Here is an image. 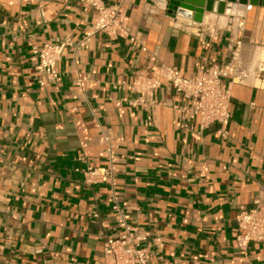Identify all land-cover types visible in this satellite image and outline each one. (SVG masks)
Here are the masks:
<instances>
[{"label": "crops", "instance_id": "0c3cea01", "mask_svg": "<svg viewBox=\"0 0 264 264\" xmlns=\"http://www.w3.org/2000/svg\"><path fill=\"white\" fill-rule=\"evenodd\" d=\"M101 1L122 8L126 35L93 33L86 0H0V264L99 261L104 236L121 234L115 205L151 263L264 264V244L235 240L264 188V6L227 0L194 22L168 0ZM235 38L250 77L232 86L223 143L218 124L180 114L168 83L154 103L127 89L138 72L222 65ZM45 43L66 48L40 88L31 50ZM86 168L110 177L87 184Z\"/></svg>", "mask_w": 264, "mask_h": 264}, {"label": "built area", "instance_id": "2783aa9c", "mask_svg": "<svg viewBox=\"0 0 264 264\" xmlns=\"http://www.w3.org/2000/svg\"><path fill=\"white\" fill-rule=\"evenodd\" d=\"M86 1L96 12L93 33H104L109 38L127 34L126 16L119 5H105L101 0ZM251 8V4H245V11H250ZM242 27L241 18L237 23V30ZM130 42L135 43L137 40L131 38ZM242 46V41L235 38L229 46V59L226 63L200 67L190 75L171 66L160 67L156 76L138 72L127 89L146 97L149 103H154L161 84L168 83L185 100V104L179 109L180 114L195 119L202 127L218 124L217 139L223 143L228 137L232 86L244 84L250 77L242 59ZM65 48L66 43H45L40 47H32L31 61L40 74V88L47 81H54L58 77L56 66L64 55ZM141 50L145 51V48L142 47ZM256 70L259 74L264 72V59ZM106 151H110V146ZM84 177L87 184H95L106 181L110 173L104 169L86 168ZM113 213L121 234L116 238L104 236L102 257L92 264H157L150 262L147 249L143 246L146 238L130 225L128 215L122 213L116 205ZM97 216L96 213L93 214V217ZM236 222L235 240L239 250H246L250 243L264 244V188L256 194L250 208L238 212Z\"/></svg>", "mask_w": 264, "mask_h": 264}, {"label": "water", "instance_id": "95a60500", "mask_svg": "<svg viewBox=\"0 0 264 264\" xmlns=\"http://www.w3.org/2000/svg\"><path fill=\"white\" fill-rule=\"evenodd\" d=\"M255 5L264 6V0H250ZM227 0H168L167 12L173 17L178 10L192 14L194 22H200L204 11L223 14Z\"/></svg>", "mask_w": 264, "mask_h": 264}]
</instances>
